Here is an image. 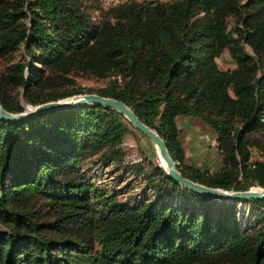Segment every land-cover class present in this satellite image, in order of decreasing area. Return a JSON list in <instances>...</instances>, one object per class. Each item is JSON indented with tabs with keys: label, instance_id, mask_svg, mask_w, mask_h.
<instances>
[{
	"label": "trees",
	"instance_id": "trees-1",
	"mask_svg": "<svg viewBox=\"0 0 264 264\" xmlns=\"http://www.w3.org/2000/svg\"><path fill=\"white\" fill-rule=\"evenodd\" d=\"M96 3L0 0V59L17 50L22 57L0 74L1 108L24 110L12 90L30 108L80 94L67 90L70 72L108 77L95 95L123 103L154 130L183 178L224 191L264 189V145L252 138L264 137V0L126 2L90 23ZM223 49L236 64L230 72L214 63ZM178 116L214 130L220 170L181 172ZM125 131L119 114L98 106L0 121V264H211L214 256L264 264V200L249 201L261 210L246 232L167 207L163 193L178 185L159 166L155 199L132 205L78 176L93 157L120 162ZM249 147L261 162L249 161ZM33 198L46 213L20 206Z\"/></svg>",
	"mask_w": 264,
	"mask_h": 264
},
{
	"label": "rangeland",
	"instance_id": "rangeland-1",
	"mask_svg": "<svg viewBox=\"0 0 264 264\" xmlns=\"http://www.w3.org/2000/svg\"><path fill=\"white\" fill-rule=\"evenodd\" d=\"M177 0H96V4L89 10L88 22H99L109 16L108 11L126 2L136 3H171ZM227 30L235 36L237 27L236 20L232 17L225 19ZM239 28V27H237ZM245 50L250 53L247 47ZM21 51L0 59V74L5 73L6 67L22 60ZM216 68L221 72H230L235 69V61L232 60L226 49H223L215 58ZM68 91L79 92L77 95L94 94L107 86L108 77L97 78L82 73H68ZM18 90H12L10 95L21 105L28 109L20 100ZM75 95V96H77ZM73 97V96H72ZM122 117V116H121ZM123 118V117H122ZM177 130V141L183 155L181 172L189 174V169L211 174L222 168V153L216 144V134L200 119L193 117L178 116L174 120ZM123 123L126 131L121 138V160L115 163L93 157L86 160L78 169V176L87 180L104 194H116L117 199L123 204H135L141 200L152 201L155 199L153 184H158V178L154 175L155 166H161L153 144L137 130H135L124 118ZM258 143L264 145V137L252 136ZM249 161L261 162L263 157L258 148L249 147ZM252 187V188H251ZM259 189L253 183L247 184V189ZM163 189V187L161 188ZM181 187L176 190L163 193L164 204L170 208H181L183 205L195 212L198 216H208L210 219H218L227 225H236L240 231L249 232L257 221V212L261 210L249 203V201H218L213 199H195L183 194ZM263 189V188H260ZM172 190V189H171ZM185 190V189H184ZM187 191V190H186ZM170 192V193H169ZM202 198V197H201ZM32 211L34 216L47 212L37 199L20 203ZM258 208V209H257ZM2 232L3 229L0 228ZM221 257L214 256L211 264H227ZM241 264V263H238Z\"/></svg>",
	"mask_w": 264,
	"mask_h": 264
},
{
	"label": "water",
	"instance_id": "water-1",
	"mask_svg": "<svg viewBox=\"0 0 264 264\" xmlns=\"http://www.w3.org/2000/svg\"><path fill=\"white\" fill-rule=\"evenodd\" d=\"M84 106H98L110 109L122 116L135 130L146 137L154 146L158 158L164 165V169L159 166L167 177L179 187L205 199L218 201H249L264 200V189L258 191H224L220 189L208 188L203 185L194 183L183 178L176 170L175 163L169 157L163 140L155 133L154 130L145 126L132 111L123 103L103 98L94 94L77 95L67 99L44 103L35 107L24 109L21 113L11 114L5 112L0 106V121L22 122L31 119L39 114L53 111H64L68 109H77Z\"/></svg>",
	"mask_w": 264,
	"mask_h": 264
},
{
	"label": "bare ground",
	"instance_id": "bare-ground-1",
	"mask_svg": "<svg viewBox=\"0 0 264 264\" xmlns=\"http://www.w3.org/2000/svg\"><path fill=\"white\" fill-rule=\"evenodd\" d=\"M160 162H161V160H160ZM161 165H162V168L164 169V165H163L162 162H161ZM250 191H258V189H256V190H250Z\"/></svg>",
	"mask_w": 264,
	"mask_h": 264
}]
</instances>
